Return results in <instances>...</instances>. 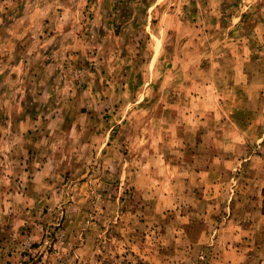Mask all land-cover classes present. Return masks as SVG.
I'll use <instances>...</instances> for the list:
<instances>
[{
	"label": "rangeland",
	"instance_id": "374dc122",
	"mask_svg": "<svg viewBox=\"0 0 264 264\" xmlns=\"http://www.w3.org/2000/svg\"><path fill=\"white\" fill-rule=\"evenodd\" d=\"M0 264H264V0H0Z\"/></svg>",
	"mask_w": 264,
	"mask_h": 264
}]
</instances>
